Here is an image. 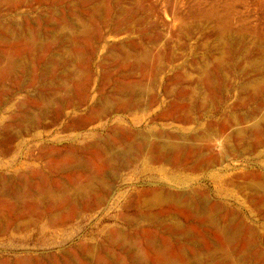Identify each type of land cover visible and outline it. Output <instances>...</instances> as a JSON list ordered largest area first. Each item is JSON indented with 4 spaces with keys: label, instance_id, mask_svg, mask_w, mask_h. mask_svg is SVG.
Masks as SVG:
<instances>
[{
    "label": "rangeland",
    "instance_id": "rangeland-1",
    "mask_svg": "<svg viewBox=\"0 0 264 264\" xmlns=\"http://www.w3.org/2000/svg\"><path fill=\"white\" fill-rule=\"evenodd\" d=\"M93 1L103 3L110 12L115 10L118 3L119 7L132 4L135 17L143 18L147 26L146 32L134 29L119 33L117 27L103 24V19L95 17L90 22L93 31L86 36L74 35L71 48H65V44L60 40H50L52 28H58L60 25L67 28L70 18L85 19L86 8ZM156 1L0 0V27H28L34 29L38 39L31 52H28L22 44L0 33V60L7 56L21 58V62L26 66L25 70L17 68L14 72L0 76V176L11 179L15 185L20 182L29 187L30 180L36 179V173L54 188L70 185L86 176L83 171L72 166L74 159L95 169L99 156L97 152L92 151L78 152L73 156L74 159L69 160L65 154L89 144L95 138L112 142L113 129L142 134L163 131L189 135L195 132L201 134L205 127L212 126L215 137L195 142L201 155L209 157V163H213L208 171L204 168L183 172L170 167L164 175H188L192 180L190 186L205 192L211 204H223L230 211L236 212L235 215L247 227L264 228V208L249 205L236 189L224 187L220 183L223 179L234 175L241 176L242 173L258 172L264 175V132L255 137L250 148H245L240 156H237L239 153H223L220 148L221 139L216 136V132L223 136L224 132L228 131L230 133L225 134L228 136L236 128L245 127L240 121L237 122L241 126L239 124L236 128L232 127L234 124L229 119L240 118L242 113H250L257 104L259 107L264 105V102L250 99L246 100L243 107H238L242 99L235 90L234 72L226 69L227 66H224L222 71L210 67L209 89L206 86L201 87V93L208 99L205 107L196 105L189 109L186 98L179 95L183 83H174L171 80L174 68L207 58L211 63L213 57L212 42L216 32L210 28L208 30L205 25H199L191 29L188 36H184L180 31L181 21L187 22L193 18L192 15L209 12L215 14L218 19L228 20L233 32L241 29L248 41L264 40V0H159L164 5L161 8L156 5ZM107 52L111 56L105 57ZM137 52L147 55L154 64V71L129 67L130 62L124 59L128 58L125 55ZM262 78L264 79V75ZM127 79L128 82L144 80L145 84L152 85V91L148 95H142L138 107L132 111L125 113L113 109V112L98 114L94 107L96 101L111 94L114 82L126 83ZM61 81L69 82L67 92L58 88L56 90L54 85ZM165 89L173 90V93L166 95L163 93ZM51 95H58L63 103L57 106L60 110L59 116L55 113L47 115L34 130L21 131L16 126L3 129V122L11 113L18 111L20 104L23 110H34L37 97L48 98ZM222 122L227 124L225 129L222 128ZM229 143L237 149L234 141ZM247 150L250 151L249 154ZM184 159L188 166L195 161V158ZM152 165L149 169H142V164L136 162L121 170L113 181H110L111 175L107 178L109 171L107 174L105 172L104 179L110 189L102 195V200L79 206L75 213L67 215L63 224L55 226L45 219L31 223L28 218L13 214L8 203L0 202V264H14L20 258L44 264H63L69 261L81 264L84 257L98 256L122 260L123 254L103 242L105 235L112 229H118L127 235H137L135 245L141 255L149 261H154V258L143 242L150 237L160 246L165 245L169 251L167 255L172 257H178L179 248H183L185 254H190L194 249L191 246L194 242V246L199 247V250H196L200 253L210 250L217 244L211 231L197 229L193 233L187 232L190 222L177 211L170 217L175 221L180 217L177 222L181 225L183 233L186 232V235L178 237L163 235L158 230L149 228L141 219L124 220V217H135L139 214L134 204L138 194L163 186L164 175L158 174L155 166L158 164ZM19 175L21 181L16 180ZM144 213L140 212L141 215ZM190 236H193L192 239ZM80 245L93 246L97 253L82 254L77 249Z\"/></svg>",
    "mask_w": 264,
    "mask_h": 264
},
{
    "label": "bare ground",
    "instance_id": "bare-ground-1",
    "mask_svg": "<svg viewBox=\"0 0 264 264\" xmlns=\"http://www.w3.org/2000/svg\"><path fill=\"white\" fill-rule=\"evenodd\" d=\"M89 4L86 8L87 15L85 19L71 20L70 18V25L67 28L62 25L58 28H52L50 30V40L53 42L60 40L65 44V48H71L74 35L86 36L93 31L90 22L95 17L103 19V24L107 23L109 26L117 27V32L119 33L134 29H137L139 32H146L145 29L147 26H145L143 18L135 17L132 4H127L126 7H119L118 3L113 12H110L103 3L93 1ZM150 4L152 3L150 2ZM156 5L161 8L163 4L157 0ZM56 13L58 14V12ZM156 14L158 15V13ZM192 16L193 18L190 21H181L180 31L184 36H188L191 29L199 25H205L208 30L210 28L216 34L212 42L213 57L210 61L211 63H209V58H207L206 60L193 64L185 63L173 69L174 75H171V80L174 83H183L179 95L181 98H186L189 109L194 108L196 105L200 107L207 106L208 99L206 95L201 93V87L206 86L209 89L211 83V66L218 68L219 71H222L224 66H227L226 69L234 72L235 90L240 95V99H242L238 107H243L246 100L250 99L264 102V79L262 78L264 75V40L248 41L244 38L241 29L233 32L228 20L218 19L213 13L204 12ZM0 33L8 35L7 37L10 39L22 44L28 52H31L38 41L34 29L28 27L25 29L15 25L0 27ZM60 36H62L61 39H58ZM128 54L125 57L129 59H124L130 62V68L142 71L153 70L154 64L147 58L146 54L139 52L133 53L132 55ZM108 56H111L109 52L105 54V57ZM21 61V58L14 59L9 56L3 60L1 59L0 76L14 72L17 68L25 70L26 66ZM29 68L28 66L27 69ZM25 74L27 75V73ZM75 75L73 76L74 78L76 77ZM126 81V83L114 82L111 94L96 101L94 107L98 114L113 112V109L122 110L125 113L132 111L138 107L139 98L142 95H148L152 91V85L145 84L144 80L128 82L127 79ZM68 83L67 81H61L54 86L56 90L58 88L59 90L67 92L69 89ZM163 93L169 95L173 93V90L165 89ZM36 103L37 105L34 110H23L20 104L18 111L11 113L6 118V121L3 122V129L16 126L21 131L34 130L47 115L55 113L56 116H59L60 110L57 106L63 104L58 95H51L48 98L37 97ZM252 110L250 113H242L240 118L229 119L234 124L233 126L231 125L232 127L235 126L236 128L239 126L240 123L237 121H240L245 127L236 128L228 136L225 135L230 133L228 131V133L224 132V134L220 132L223 136H219V133L216 132V136L221 139L219 141L221 142L220 148L223 153H239L237 156L242 155L245 148H250L249 146L254 142L255 137L260 136L264 132V105H259L258 107L257 104ZM222 123V128L225 129V125L227 124L225 122ZM214 125L215 123L213 127ZM211 127H205L201 134L195 132L188 133L189 135H180V133L172 134L163 131L142 134L139 132L113 129L111 131L112 138L114 137L112 142L95 138L89 144L65 154V157L67 156L70 160L74 159L73 156L78 152L84 153L92 151L98 153L99 163L95 169H91L87 164H83L74 159L72 166L86 174L83 180L54 188L51 185L49 186L43 177L35 173L34 177L36 179L30 180L28 187L27 184L20 182L18 185H15L11 179L0 176V202L8 203L9 210L13 214L18 215L20 218H28L31 223L45 219L53 226L63 224L67 215L75 213L79 206H87L102 200V195H105L110 189L104 179V173L106 172L107 174V171H109L107 178L111 175L110 181L111 179L112 181L115 180L121 170L136 162L142 164V169H149L150 166H153L152 164H158L155 166L160 175L166 174L170 167L178 168V170L183 172L198 171L204 168L208 171L209 166L211 164L213 165V163H209V157L206 158L201 155V151L197 147L198 145H195V142L203 138L215 137V130L213 128L211 129ZM228 128L230 129L231 127ZM231 140L237 145V149L229 143ZM184 158H195V161L192 165L188 166L184 162L186 160ZM257 173H242L243 175L240 174L241 176L234 175L235 177L231 176V178L223 179L220 183L224 187L236 189L243 200L249 205L252 204L264 208V175ZM16 180L21 181V176L19 175ZM162 180L163 186L150 192L138 194V199L134 204L139 214L135 217H124V220L130 219L131 221H135V219H141L149 228L152 227L163 235L178 237L179 235H186V232L183 233L181 225L177 222L180 217L178 219L176 218V221L170 217L174 211H177L187 222H190L188 223L190 227L187 232L193 233L197 229H208L211 231L217 244H213L214 246L212 245L213 247L210 250L206 251L204 249L205 252L200 253L196 250L199 247H195V242L193 241L194 243L191 246L194 249L190 251V254H185L183 248H179L178 251L180 254L178 257H172L167 255L169 251L165 245L160 246L153 237H150L144 239L145 241L143 242L147 251L154 258V261H149L141 255L135 245L138 239L137 235H127L118 229H112L105 235L103 242L111 248H116L118 252L123 254L124 258L119 260L100 256L96 258L84 257V262L81 264H252L254 262L264 264V228L247 227L235 215L236 212L230 211L223 204H211L205 192L195 190L190 186L192 180L188 175H164ZM128 207L126 206V208ZM260 207L258 208L260 209ZM258 208L257 210H259ZM141 211L145 212L144 215L140 214ZM168 216L170 219H168ZM157 238L159 239V235ZM211 241L213 242V240ZM77 249L82 254L97 253L95 248L89 245H80ZM1 264L7 263L3 262ZM14 264L44 263L39 261L32 262L27 258H20ZM63 264L75 263L69 261Z\"/></svg>",
    "mask_w": 264,
    "mask_h": 264
}]
</instances>
